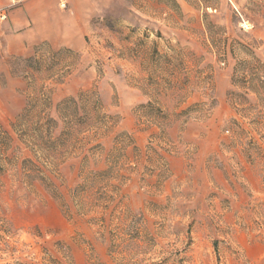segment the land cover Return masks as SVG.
<instances>
[{
	"label": "rangeland",
	"instance_id": "374dc122",
	"mask_svg": "<svg viewBox=\"0 0 264 264\" xmlns=\"http://www.w3.org/2000/svg\"><path fill=\"white\" fill-rule=\"evenodd\" d=\"M94 3L83 52L0 76V264H264V0ZM82 93L96 129L27 178L19 116Z\"/></svg>",
	"mask_w": 264,
	"mask_h": 264
},
{
	"label": "crops",
	"instance_id": "0c3cea01",
	"mask_svg": "<svg viewBox=\"0 0 264 264\" xmlns=\"http://www.w3.org/2000/svg\"><path fill=\"white\" fill-rule=\"evenodd\" d=\"M96 11L94 0H0V76H9L5 91L23 89L27 79L18 76L30 73L15 71L41 64L51 50L83 52Z\"/></svg>",
	"mask_w": 264,
	"mask_h": 264
},
{
	"label": "trees",
	"instance_id": "16d2710c",
	"mask_svg": "<svg viewBox=\"0 0 264 264\" xmlns=\"http://www.w3.org/2000/svg\"><path fill=\"white\" fill-rule=\"evenodd\" d=\"M89 100L86 93H82L78 98H69L58 107L59 119L45 114L46 116L40 117L35 124L33 123L34 125H27V127L25 125L26 128L22 125L23 121L31 122L33 118L30 103L25 108L22 115L19 116V127L22 130L18 138L25 141L23 138L33 137L32 146H28L34 155V159H25L23 161L27 178L43 180L44 173L49 171L48 166L57 167L56 161L69 151V147L66 146L67 141L75 139V142H77L78 135H85L94 130V128L96 129L97 122H95L93 114L88 109L90 106ZM60 123H64L65 128L60 134H57ZM31 132L33 133L31 134ZM2 133L4 135L3 140L10 147L13 142L12 136L7 131ZM39 151L45 153V161L38 159L37 153Z\"/></svg>",
	"mask_w": 264,
	"mask_h": 264
}]
</instances>
